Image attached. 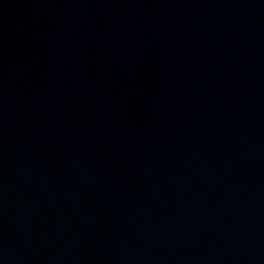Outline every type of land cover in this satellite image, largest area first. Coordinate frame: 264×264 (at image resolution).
Here are the masks:
<instances>
[{
  "label": "water",
  "instance_id": "obj_1",
  "mask_svg": "<svg viewBox=\"0 0 264 264\" xmlns=\"http://www.w3.org/2000/svg\"><path fill=\"white\" fill-rule=\"evenodd\" d=\"M0 264H264V0H0Z\"/></svg>",
  "mask_w": 264,
  "mask_h": 264
}]
</instances>
